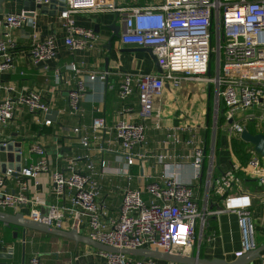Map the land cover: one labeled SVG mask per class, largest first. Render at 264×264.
Listing matches in <instances>:
<instances>
[{"label":"built area","instance_id":"1","mask_svg":"<svg viewBox=\"0 0 264 264\" xmlns=\"http://www.w3.org/2000/svg\"><path fill=\"white\" fill-rule=\"evenodd\" d=\"M50 1L37 0L38 3ZM64 1L67 6L59 13V19L65 32L64 42L71 51L94 49L97 46L99 35L96 31L77 24L74 18L75 13L87 11L120 14L125 25L122 42L151 47L154 51L162 71L138 76L125 74L118 90L122 100L135 92L138 94L139 110L136 112L134 107L126 106L122 116L136 112L139 121L132 120V115H128L127 118L118 119L113 129L127 165H134L137 155L143 159L154 157L163 165L160 176L162 183L154 181L142 189H132L129 180L119 213L110 215L108 207L98 199L100 184L95 163L86 154L71 160L64 169L52 172L55 192L60 197L68 193L70 204L50 205L48 213L43 214L37 206L39 198L28 196L26 191L31 178L51 171V162L47 150L42 145L34 144L30 150L38 154L40 159L33 163L26 161L18 177L19 192L12 193L5 189V179L12 174L11 169L4 175L0 174V210L17 208L22 204L32 205L29 218L35 221L42 219L52 227L63 229L64 224L69 223L72 229L76 226L79 231L85 224L89 230L88 236L102 244L121 249L156 248L177 255H187L196 241L203 238L208 213L234 212L238 216L241 232V247L235 252L236 257L256 249L258 243L252 197L236 185L239 180L236 172L240 169L259 183L264 194V156L255 148L246 166L234 167L215 177V149L213 147L212 153L208 155L204 142L198 138V127L184 126L180 129L182 133H189L188 138L172 131L168 134L166 144H184L192 149L191 167L194 173L193 180L189 182L179 178L183 162L172 161L166 153L134 154L132 149L145 142L146 120L153 114L155 101L163 94L166 84L179 87L185 81L214 83L218 114L213 118V130L217 132L219 128L220 105L223 103L226 110L221 130L241 137L247 129L246 120L254 118L248 115V118L243 119L241 112L264 105V0H144L145 4L130 7L111 0ZM32 18L25 12L7 14L4 20L0 18V72L13 68L12 50L16 42L11 38L10 29L35 27L36 21ZM3 27L6 30L3 31ZM29 53L36 65L57 57L56 36L51 34L42 39L35 36ZM213 60L217 61L216 73ZM68 68L79 78L77 87L70 93L69 103L70 113L78 114L81 111V98L86 92L85 81L80 78L83 70L74 63ZM108 76V71H93L87 75L90 81L99 80L103 83ZM56 78L61 80L60 73H57ZM17 104L27 107L33 115L50 111V105L42 92H21L16 100L5 98L0 101V124L5 125L14 118ZM237 116L242 117L237 119ZM51 123L49 118L44 122L45 125ZM84 128L79 125L73 130L80 136L82 145L89 147L91 137ZM92 128L95 133L106 130L105 117L95 118ZM207 158L210 163L205 175L207 197L213 188L215 195L222 198V205L212 212L208 209L207 200L203 206L200 205L197 194ZM105 165L106 161L102 160L103 169ZM143 193L148 195L147 199ZM0 253L14 254V246L0 240ZM100 254L106 264H157L154 258L141 256L132 260L130 255L124 253L100 251ZM262 260L264 263V255ZM28 264L47 263L39 255H34Z\"/></svg>","mask_w":264,"mask_h":264},{"label":"crops","instance_id":"2","mask_svg":"<svg viewBox=\"0 0 264 264\" xmlns=\"http://www.w3.org/2000/svg\"><path fill=\"white\" fill-rule=\"evenodd\" d=\"M25 0H0V18L5 19L7 14H19L24 12ZM64 1V0H59ZM87 1V0H83ZM119 5L130 7L142 5L144 0H111ZM116 12L100 11L79 12L74 14L77 24L93 28L99 35L97 46L94 49L71 51L64 42L65 32L62 28L59 14L51 16L36 10L34 21L36 26H26L21 29H10V35L16 42L12 50L14 56L13 68L0 72V101L5 98L17 99L19 93L35 90L42 92L45 100L50 105V110H55L54 117H47V113L39 112L35 115L28 111L22 104H17L14 118L7 124H0V142L11 140L22 142L23 161L28 163L37 162L40 157L31 152L34 144L42 145L48 153L51 162V171L39 173L36 178L29 180V189L26 194L30 197L37 196L39 210L48 212L50 205H69L68 193L60 197L54 190L52 172L62 170L67 164L77 157L89 154L95 163V172L100 184L99 201L105 203L110 215H117L122 204L125 187L130 180L132 189H142L145 185L157 181L162 183L161 174L163 165L159 164L154 157L138 159L134 165L128 166L123 149L117 140L113 126L122 117L132 115V120L139 121L137 111L139 110V98L135 92L125 100L120 99L118 90L125 74L138 76L147 73H160L157 57L153 50L136 44L122 42L124 22H117L120 26L121 36L113 35V29L109 26L114 23ZM6 30L3 27V31ZM51 34L56 36L57 57L49 59L40 64H34L30 59V45L35 36L39 39ZM112 42L110 45L109 42ZM76 64L82 68L80 78L84 79L86 92L81 101V111L71 114L69 110L70 93L77 86L78 77L68 67ZM109 72L107 81L104 83L96 80L90 81L87 75L90 72ZM60 73L61 80L56 78ZM213 75V73H210ZM173 92L172 85L167 83L163 94L158 97L154 104L153 114L146 120V139L142 145L132 149L134 154L166 153L172 161L183 162L179 178L184 182L193 180L194 170L191 167L193 161L192 149L184 144H166L169 133L179 132L188 138L189 133H182V127H198V138L207 147L208 155L216 148L217 132L213 130L207 133V113L211 94L215 99L216 86L214 83H203L198 81H185ZM190 89L196 93V97L189 100L183 96ZM126 106H132L135 114L127 113L122 116V110ZM244 118L248 115L254 117L246 120L251 130L264 134V105L255 106L241 112ZM97 117H105L107 129L95 133L92 128L93 120ZM242 117V116H241ZM240 117V118H241ZM51 119L50 125H45L46 119ZM85 127L86 134L91 137L89 147L82 145L80 136L73 128L75 126ZM202 125V126H201ZM247 126V125H246ZM250 132L251 130L247 128ZM220 153L214 157L213 173L215 177L224 172L240 167L238 158L231 148V138L239 137L228 131L221 130ZM252 133V132H251ZM215 135V139L214 138ZM96 136V138H95ZM241 138V137H240ZM30 141L29 153H25V141ZM215 140V142H214ZM251 145V144H250ZM253 145V144H252ZM250 147V146H249ZM254 148V145H253ZM215 153V150H214ZM5 153H0V160L5 158ZM105 160V168L101 161ZM217 160V163H216ZM225 162V164H223ZM207 170L210 163L205 161ZM217 164V165H216ZM226 168V170H224ZM0 174L4 175L0 171ZM239 177L237 186L248 192L253 201V216L256 224V238L258 247L264 245V194L259 183L249 176L244 175L241 170L236 172ZM130 177V179H129ZM203 177V176H202ZM245 177V178H244ZM202 187L197 188L200 205L208 201L210 212L222 205V198L207 197L205 185L206 178L202 179ZM197 182V181H196ZM5 189L14 193L19 192L18 177L9 175L5 179ZM14 191V192H13ZM144 198H148L143 193ZM32 205H19L10 209V213H23L29 218ZM47 214V213H45ZM204 236L196 241L194 247L187 251V255H195L208 261L216 260L224 264H234L240 257L235 252L241 247V232L238 224V216L234 212L220 214H207ZM64 230H71L69 223L64 224ZM17 232V237L15 234ZM79 232L89 235L87 225L80 227ZM0 240L14 246V257L12 259L0 258V262L7 264H28L29 259L39 255L47 264H106L105 258L99 250L85 243L54 234L36 230H28L24 238L22 227L9 226L0 221ZM261 255H264L262 251ZM143 257V256H142ZM141 256H131L132 260ZM157 264H173L165 260L156 259ZM246 264H264L262 258H256L253 262Z\"/></svg>","mask_w":264,"mask_h":264},{"label":"water","instance_id":"3","mask_svg":"<svg viewBox=\"0 0 264 264\" xmlns=\"http://www.w3.org/2000/svg\"><path fill=\"white\" fill-rule=\"evenodd\" d=\"M66 6L67 3L65 1H59V0H51L50 3H38L37 0H25L24 12L30 17H35L36 10L39 9L40 13L42 14L57 16L60 12L66 9ZM120 21L123 22V16H121L120 14H116L114 23L109 26L111 29H113L112 38L114 36L117 37L121 36V33L119 32L120 26L117 24V22ZM109 44L110 45L112 44L111 40ZM146 48L152 50L151 47H146ZM217 108L218 106L216 105V114H218ZM56 112L57 111L55 110H50L47 113V117L55 118ZM215 135L213 139H215ZM241 139L244 140L245 142L253 144L255 150L259 154L264 156L263 133L253 134L248 129H245L241 134ZM0 153H5L6 156L5 157L6 159H3L2 161L0 160V171L5 174L8 171V169H11L12 170L11 175L15 177H19L23 166L26 165V160L23 161L22 142L14 141V140L8 141L6 142V144L0 142ZM0 221L9 226L15 225L16 227H22L24 232V238L26 237V232L32 229V230L41 231V232L61 236L64 238L72 239L77 243H85L89 246L96 248L97 250H99V252L100 251L117 252V253H124L130 256H143L146 258H154V259L165 260L170 262H182L184 264H224L216 260L208 261L206 259L200 258L199 256H195V255H177V254L166 253L156 248L155 249H149V248L121 249V248L112 247L109 245L102 244L92 239L90 236L81 234L76 226L71 230L58 229L46 224L42 219L35 221L30 218H27L21 212L10 213L0 210ZM15 237H17V232L15 234ZM262 251H264V245H261L256 249H254L253 251L244 254L234 264H246L253 262L256 258L261 259ZM13 257L14 254L0 253V258L12 259ZM4 264L7 263L4 262ZM22 264H24V262Z\"/></svg>","mask_w":264,"mask_h":264},{"label":"trees","instance_id":"4","mask_svg":"<svg viewBox=\"0 0 264 264\" xmlns=\"http://www.w3.org/2000/svg\"><path fill=\"white\" fill-rule=\"evenodd\" d=\"M213 106H214V101H213V94H211L210 97V101H209V109H208V113H207V120H206V124H207V133L210 134L212 126H213ZM225 110L226 107L223 103H221L220 105V116H219V128L217 130V134H216V148H215V156H218L220 153V140H221V126L223 123H225ZM247 128H251V126H249V124H247ZM251 130V129H250ZM252 133H256V131L251 130ZM251 143L245 142L244 140H242L240 137H232L231 138V148L233 150V153L235 154V156L238 158L239 162H240V167L246 166L250 157H251V151L253 149V145ZM250 146V147H249ZM208 151L207 147H206V152ZM240 170V169H238ZM237 170V171H238ZM207 172V165L206 163H204V168H203V177L202 179L205 178ZM244 173V172H243ZM245 175V174H244ZM245 178V177H244ZM203 181L201 182V187L203 185ZM211 197H216L215 196V191L212 188L211 189V193H210ZM219 197H216L215 199H218ZM221 206V205H219Z\"/></svg>","mask_w":264,"mask_h":264},{"label":"rangeland","instance_id":"5","mask_svg":"<svg viewBox=\"0 0 264 264\" xmlns=\"http://www.w3.org/2000/svg\"><path fill=\"white\" fill-rule=\"evenodd\" d=\"M128 1V0H127ZM214 40H215V46L217 47V45H218V41H217V38H216V32L214 31ZM213 67H215V73H216V68H217V61L216 60H213ZM173 87V89H172V91L173 92H177L178 91V89L176 88H174V86H172ZM196 93H192V91L190 90V89H187L186 91H185V93L183 94V96L185 97V98H187L188 100L190 99V98H194V97H196ZM213 101H214V106H213V117H214V115H216V97H215V99L213 98ZM240 118V116H237V119H239ZM206 123H204L203 125H205ZM202 126V125H201ZM31 143L32 142H30V141H25V148H24V150H25V153L26 154H28L29 153V148H30V146H31ZM216 163H217V160H216ZM223 164H225V162H223ZM217 165V164H216ZM224 170H226V168L224 169ZM221 175V174H220ZM6 211H10V209H6ZM45 213H48V212H43V214H45ZM166 262H169V261H166ZM170 263H172V262H170Z\"/></svg>","mask_w":264,"mask_h":264}]
</instances>
